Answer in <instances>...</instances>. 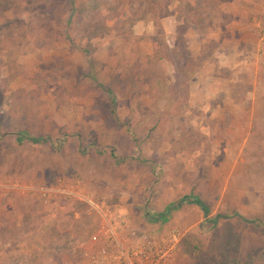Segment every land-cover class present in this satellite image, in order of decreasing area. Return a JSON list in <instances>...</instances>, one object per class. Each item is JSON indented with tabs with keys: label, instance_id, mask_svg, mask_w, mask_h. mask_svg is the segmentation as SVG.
Listing matches in <instances>:
<instances>
[{
	"label": "rangeland",
	"instance_id": "1",
	"mask_svg": "<svg viewBox=\"0 0 264 264\" xmlns=\"http://www.w3.org/2000/svg\"><path fill=\"white\" fill-rule=\"evenodd\" d=\"M85 199L264 264V0H0V264H89Z\"/></svg>",
	"mask_w": 264,
	"mask_h": 264
},
{
	"label": "built area",
	"instance_id": "2",
	"mask_svg": "<svg viewBox=\"0 0 264 264\" xmlns=\"http://www.w3.org/2000/svg\"><path fill=\"white\" fill-rule=\"evenodd\" d=\"M100 218L97 232L86 252L89 264H176V252L181 243L178 230L161 237L133 238L129 222L122 209H105L99 203L85 199Z\"/></svg>",
	"mask_w": 264,
	"mask_h": 264
},
{
	"label": "trees",
	"instance_id": "3",
	"mask_svg": "<svg viewBox=\"0 0 264 264\" xmlns=\"http://www.w3.org/2000/svg\"><path fill=\"white\" fill-rule=\"evenodd\" d=\"M107 91L109 94H112V91L110 89H108ZM33 142L38 143V144H44L45 140L43 138H39V139L33 140ZM192 202L198 205L206 216L210 215L211 213L210 208L206 205L205 202H203L202 200L198 198L193 199ZM221 218H222L221 216H217L215 223L217 222L218 219H221ZM250 224H255V222L251 221ZM185 248H187V250L191 254H193L195 257L200 258L204 250V245L200 241L194 238H191L186 241Z\"/></svg>",
	"mask_w": 264,
	"mask_h": 264
}]
</instances>
